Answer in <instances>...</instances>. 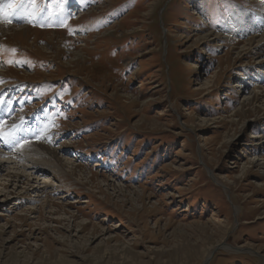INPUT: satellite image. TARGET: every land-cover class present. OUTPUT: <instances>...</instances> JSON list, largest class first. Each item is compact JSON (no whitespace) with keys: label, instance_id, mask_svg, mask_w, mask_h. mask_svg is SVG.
<instances>
[{"label":"rangeland","instance_id":"rangeland-1","mask_svg":"<svg viewBox=\"0 0 264 264\" xmlns=\"http://www.w3.org/2000/svg\"><path fill=\"white\" fill-rule=\"evenodd\" d=\"M6 2L0 264H264V0Z\"/></svg>","mask_w":264,"mask_h":264},{"label":"bare ground","instance_id":"bare-ground-1","mask_svg":"<svg viewBox=\"0 0 264 264\" xmlns=\"http://www.w3.org/2000/svg\"><path fill=\"white\" fill-rule=\"evenodd\" d=\"M7 1V0H6ZM6 1H4V0H1L0 1V19L1 20H3V21H5L6 19H8V18H11L12 16H14V14L15 13H12V12H14V11H12L11 9H9L8 8V5H6V4H8ZM76 12L78 13V10L76 9ZM16 15V14H15ZM16 18V17H15ZM14 18V19H15ZM19 19L21 18L20 16L18 17ZM260 21L262 22V20L260 19ZM3 23V22H2ZM4 24V23H3ZM261 24V23H260ZM259 24V25H260ZM262 27H264V24L262 25ZM261 28V27H260ZM20 30H24V31H28L29 30V28L28 27H20L19 28ZM18 29L13 25V26H3V25H0V31H2L1 33H3V34H5V32H6V34L5 35H10V34H15L16 33V31H17ZM263 30V32L257 37V36H255V37H252L249 41H248V44L247 45H250V46H255V47H258V48H264V29H262ZM55 32H53V34H54ZM1 38V37H0ZM217 38H218V36H217ZM259 61H262L261 59L259 60ZM255 90L254 91H256V89L257 88H254ZM261 92H258V93H260V94H264V88L262 89V90H260ZM256 93V92H255ZM32 144V143H31ZM38 145V144H37ZM47 146V145H46ZM38 147H40V146H38ZM37 148V147H36ZM31 150V149H30ZM44 150H45V147H44ZM41 151V150H40ZM48 154L50 155H52V156H54V157H57V151L55 150L54 152H52V150L50 149V148H48ZM11 155H13V154H11ZM17 155H18V153H17ZM36 155V154H35ZM50 155V156H51ZM10 157V156H9ZM18 159H19V157H18ZM23 159H25L26 160V162L27 163H25L23 160V163H24V166L23 167H25V168H27V167H30V166H28L27 164L28 163H30V164H32L31 165V167L30 168H34V167H36V166H40L43 170L44 169H48V170H50L51 172H60V171H62V169H63V167H66V163H64V161H62L61 160V158H57V160H59V163H61L62 165H59L57 162H54V163H52V161H48V160H38V159H33L32 157L29 159V157L27 156V155H25V158H24V156H23ZM15 160V159H14ZM67 160V159H66ZM3 161V160H2ZM13 163L12 161H9V160H4L2 163ZM21 162V161H20ZM22 164V163H21ZM67 164H71V165H73L74 163L72 162V160H71V162L70 163H67ZM2 166V165H1ZM0 166V167H1ZM12 167V166H11ZM10 167V168H11ZM17 167H18V165H17ZM69 167V166H68ZM70 168L71 169H68V171H71V173L73 174H76L77 173V170L76 169H74V167H72V166H70ZM76 168H77V166H76ZM16 169V168H15ZM20 170V169H19ZM66 170V169H65ZM63 172V171H62ZM31 173V172H30ZM9 174H11L12 176L14 175V176H16L17 178H20V177H24L23 175H24V173H20V172H18V171H11ZM61 174V173H60ZM30 176H32L31 178L32 179H36V178H38L37 176H33V174L31 175L30 174ZM57 176V175H56ZM92 176H95V174H93ZM92 176H90V178L92 177ZM95 178V177H94ZM42 180V179H41ZM45 184H41V186H40V188L38 189L37 188V191H36V196H44L45 197V195H47V185L49 184V181H43ZM39 183V182H38ZM50 184H51V182H50ZM38 185V184H37ZM53 186V185H52ZM54 187V186H53ZM51 190V189H50ZM46 198V197H45ZM44 198V199H45ZM48 199V198H47Z\"/></svg>","mask_w":264,"mask_h":264},{"label":"snow or ice","instance_id":"snow-or-ice-1","mask_svg":"<svg viewBox=\"0 0 264 264\" xmlns=\"http://www.w3.org/2000/svg\"><path fill=\"white\" fill-rule=\"evenodd\" d=\"M8 7H13V5L9 4Z\"/></svg>","mask_w":264,"mask_h":264}]
</instances>
